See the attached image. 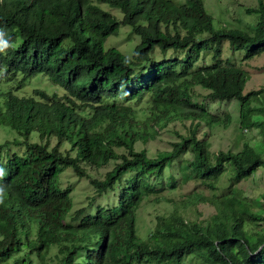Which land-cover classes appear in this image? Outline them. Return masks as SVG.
I'll list each match as a JSON object with an SVG mask.
<instances>
[{
    "label": "trees",
    "instance_id": "16d2710c",
    "mask_svg": "<svg viewBox=\"0 0 264 264\" xmlns=\"http://www.w3.org/2000/svg\"><path fill=\"white\" fill-rule=\"evenodd\" d=\"M244 12L256 14L251 30L215 27L202 0H0V84L43 74L60 89L0 90V127L15 133L0 143V264H264V214L231 190L195 191L214 190L226 164L235 180L264 167V128L250 106L262 90L243 93L247 71L221 58L223 41L243 60L264 51V1ZM121 25L139 37L131 57L103 48ZM195 86L210 101L236 100L239 127H257L260 145L210 152L207 133L226 119L191 100ZM160 130L176 137L169 149L135 148ZM181 155L189 158L173 167ZM106 165L99 178L88 173ZM64 167L93 189L73 210ZM188 182L189 193L165 196ZM108 190L115 205L86 213ZM149 203L169 210L142 241L135 219Z\"/></svg>",
    "mask_w": 264,
    "mask_h": 264
},
{
    "label": "rangeland",
    "instance_id": "374dc122",
    "mask_svg": "<svg viewBox=\"0 0 264 264\" xmlns=\"http://www.w3.org/2000/svg\"><path fill=\"white\" fill-rule=\"evenodd\" d=\"M205 9L212 17V22L215 27H245L248 30L253 29L256 20V14L250 13L246 14L244 12L245 8H254L256 5V0H202ZM264 1V0H262ZM103 7L108 8L106 5L102 4ZM111 13H113L118 19L121 18V12L117 8H111ZM139 42V37L131 32L129 26L121 25L119 26L118 33L115 36H108L103 42V48L113 47L118 50L122 55L126 57H131L133 47ZM156 52V50H154ZM175 54L171 51L167 52V55ZM178 56L181 55L180 52L176 53ZM221 58L226 60L228 64L236 67H240L247 71L248 79L244 83L242 92L245 93L249 90H262L261 93L257 94L254 100L251 102L250 106L252 109V116H258L256 122L264 128L262 123L264 120V112L260 110H255L259 105L264 107V51L259 55L254 56L250 59L243 60V51H232L228 45L227 41L222 42V52ZM227 58V59H226ZM198 66H194V69ZM11 88L16 95H30L34 88L42 89L46 93L59 92L60 89L50 83L45 75L36 74L25 80L20 86L16 85L15 80L2 82L0 84V90L4 91ZM193 95L191 100L196 102V104H203L207 106L211 113L215 114L219 118H225L226 121L223 124L221 122L217 126H212L206 136V141L209 145V151H239L242 149L243 144L247 143L249 146L256 147L260 145L262 141V136L258 133V128L254 126H245L243 128L239 127L238 123V106L236 100L231 99L225 100H214L210 101L207 97V91L199 86H195L193 89ZM144 101L137 104H133L132 107L137 110L139 107L144 106ZM140 118H145L146 114H137ZM0 143L4 140H10L15 136V133L4 127H0ZM264 139V138H263ZM176 140L175 135L169 133L166 130H160L158 134L152 139L147 140L145 143L136 142L135 148H145L148 154L155 153L156 150L169 149L170 143ZM10 149V146L9 148ZM21 146L17 147L11 145V150L16 153H22ZM74 153L72 152V155ZM264 155V154H263ZM189 158L187 155H181V157L173 162V167L177 166L179 163L184 161V159ZM226 171L220 176L217 183V187L214 190L205 188H196L195 191H201L205 196H220L226 194L229 190L233 192L234 195L251 201L252 208L257 213L264 214V167L258 168L253 174L243 180H235L230 175L229 165H225ZM109 168V165L104 167H99L97 169L87 168L88 173L91 176L99 178L101 174ZM165 173H169V169L165 170ZM60 185L61 187H69L71 193V210L85 205L87 197H92L93 189L87 183L85 178H77L69 167H64L60 173ZM195 186L188 182L182 186L181 189H176L177 194H166L165 196H174L187 194L190 190L194 189ZM108 190L98 197H94L92 203L86 208V213H93L95 206H111L116 203V194ZM162 194H165L162 192ZM197 210L200 211L201 217L205 216L208 209L200 202L196 203ZM168 207L166 205H151L149 203L143 208H139L137 211L135 219V232L139 239L146 240L148 238L149 228L153 229L155 225V214L161 212H168ZM192 219L193 215L186 216ZM247 224V223H246ZM250 224V223H248ZM257 224H261L259 221ZM251 226L253 224L251 223ZM144 264H154L153 262H148ZM183 264H194L191 259H184Z\"/></svg>",
    "mask_w": 264,
    "mask_h": 264
},
{
    "label": "clouds",
    "instance_id": "9594fccd",
    "mask_svg": "<svg viewBox=\"0 0 264 264\" xmlns=\"http://www.w3.org/2000/svg\"><path fill=\"white\" fill-rule=\"evenodd\" d=\"M7 41L3 38V33L0 32V47H7ZM4 173L0 170V177H3ZM0 202H2V193H0Z\"/></svg>",
    "mask_w": 264,
    "mask_h": 264
}]
</instances>
